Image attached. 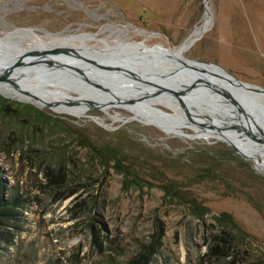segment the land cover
I'll list each match as a JSON object with an SVG mask.
<instances>
[{
  "label": "rangeland",
  "instance_id": "rangeland-1",
  "mask_svg": "<svg viewBox=\"0 0 264 264\" xmlns=\"http://www.w3.org/2000/svg\"><path fill=\"white\" fill-rule=\"evenodd\" d=\"M206 19V30L178 59L174 49ZM0 36L7 39L0 50L23 48L33 37L82 36L53 45L66 57L117 61L104 65L109 73L151 74L141 65L150 61V71L188 75L194 71L180 63L188 60L218 65L234 81L264 87V0H0ZM34 42L41 46L40 39ZM29 53L48 68L67 61L50 52ZM17 76L12 79L19 85L34 86ZM164 76L157 75L169 81ZM130 81L131 90L156 83L151 76ZM201 83L217 85L211 78ZM62 87L76 98L104 84ZM204 89L198 98L189 92L168 104L157 101L155 111L232 130L257 145V160L215 132L150 122L133 96L93 103L78 116L0 90L9 101L0 100V178L14 202L0 227V264H217L210 248L220 244L222 250L220 238L231 244L224 232L232 225L253 243L239 241L227 261L264 264V147L241 111L256 112L250 125L263 142L264 93L237 89L247 101L242 104L220 94L225 89L210 88L214 95ZM222 99L239 111L248 130Z\"/></svg>",
  "mask_w": 264,
  "mask_h": 264
},
{
  "label": "bare ground",
  "instance_id": "bare-ground-1",
  "mask_svg": "<svg viewBox=\"0 0 264 264\" xmlns=\"http://www.w3.org/2000/svg\"><path fill=\"white\" fill-rule=\"evenodd\" d=\"M208 25H209V20L208 19L204 20V22L200 26L196 27V29L193 31L191 36L181 46L174 49V54L176 57H178V59L181 58L180 56L181 53H183L184 50L188 46H191L190 44H193L197 40L200 34H203V31L206 30ZM80 37L82 36H76L74 38H70L67 36H61V37H55L53 39H49L47 41H44L40 37H33L29 43H27L26 45H23V48L22 47L17 48V49L7 48V49L0 50V62L4 61L3 63L0 64V90L9 97H13V98L16 97L21 100L32 101L42 107L51 106V107H54V109L59 112L67 111V112L76 114L78 116L86 115L89 112V110L93 107V103H97V105H100L101 103H104L107 100L117 99L118 97H120V94H123L126 96H133V97H136L135 98L136 102L138 101L142 103L141 106L143 105L144 110L141 112V114L145 116V118H147L150 122L155 121L159 123L161 126L165 128L173 129V130H178L182 125L188 124L189 122L186 120V118H183L178 113H175L174 115H165V114L160 113L159 111H155L157 109L155 106V103L157 101H162L168 104L170 99H172V97H176L177 94H183V93H189V92L192 93V95H194L196 98H198V97H201L200 95L205 94L204 93L205 87L209 88V90L210 88L218 87L220 89H225V91L220 92V94H224L227 98H229V100L230 98L234 97L235 99L239 100L242 104H245L243 101H246V100H244L241 97L238 90L246 88V90L250 92H252L250 89L259 91L258 89L247 87L242 84L235 85L237 83L229 77L228 73H226L224 69H222L220 66H216L213 64L201 63L197 61L196 63H193V61H188V60H185V63H182L180 61L183 67H186L194 71L192 74L186 75L184 73L177 74L169 70L160 71V72H155L152 70L150 71L149 70V67H151L149 66L150 61L148 63L145 61L144 64L141 63V65L144 66L143 68H146V71L147 72L149 71L151 74H143L142 72L144 71V69H142L140 73L139 71L135 72V70L134 72H127L128 74L109 73L104 65L105 64L111 65L117 61H112V60L107 61L106 60V62H103L104 65L100 64L101 61L100 62L99 61L86 62L85 60L79 57H66V54H64V52L59 51V49L57 48L58 46L55 47L53 45V42L56 43L58 41H63V40H68V39H76V38L78 39ZM34 39H40L42 41L41 46H36ZM6 40H4L2 36H0V42H5ZM57 44L58 43H56V45ZM25 49L29 50V52H38L40 53V55L44 54L45 56H49L48 54L50 52V53H53L59 60L65 61L67 59V61H65V63L63 62L56 63L53 68H48L44 66L43 64H40L41 62H39V60L37 59H34L28 51H25ZM81 52L83 54H86L87 51L81 50ZM26 59H28L29 63L35 67L33 68L27 64H24L23 61H27ZM35 63L37 64L35 65ZM145 63H147L148 65L147 67ZM190 64L195 65L199 68L194 67ZM28 69L30 71H27ZM93 73L97 75H95L94 77H91L90 74H93ZM162 73L165 74L164 77H168L170 82L164 79L161 80V78L157 77V75H160V74L162 75ZM17 75H23L27 79L29 78L33 80L35 82L34 86L33 85L31 86L29 84L30 81L26 82L22 86L21 84L19 85L20 82L18 83L12 79V77L18 78ZM130 76H131V79H134L137 77L145 78V77L151 76L156 81L155 83L156 85L155 84L149 85V86H146V88L139 89V90H131L127 88V87H131L129 85L133 84L130 81L131 79L129 81L125 80L127 77H130ZM4 77L6 79H4ZM53 77L57 79H54L53 82L52 80L48 81V79H51ZM35 78H42V80H37ZM204 78H211V79L216 80L217 85H209V84L206 85V84L201 83L204 81ZM228 78L231 81H229ZM46 80L48 82H46ZM172 81H174V83ZM39 82L40 83L45 82L46 84L48 83V86L44 87L45 90L46 89L51 90V91L58 90L59 92L58 93L55 91L45 92V90H43L44 88L43 89L41 88L39 90L38 88ZM87 82H92V83L96 82L99 84L103 83L104 88L98 91L81 90L82 91L81 94L79 95V97H76V98L65 96V93H67L68 91L62 87L63 85L69 84L70 86L81 87L83 83H87ZM162 84L164 85L162 87H159ZM165 84H170L171 86L167 88ZM176 86H181L184 88L175 89ZM259 92L263 94V92L261 91ZM54 93L60 94L61 99H58V100L55 99L57 98L56 97L57 94L55 95ZM210 93L212 95L215 94L213 89L210 90ZM222 100H223L222 105L232 110L231 112H234L236 114L235 120H238L243 125L242 119H241L242 117L239 115V111L235 109H231V106H229V104L226 105L224 102L225 100L224 99ZM239 108L241 109L240 105H239ZM175 111H177L176 106H175ZM241 111L249 122V127L252 130L251 133L257 138V139L255 138V140H257L264 147V143H263L264 141L262 142L261 140H259L260 139L259 136H261V134L258 132V130L255 131L254 129H252L250 125L252 121L255 122L253 119H255L256 112L253 113L254 111L248 108H247V111L245 109L244 110L241 109ZM187 119H190V118H187ZM190 122H192L191 123L192 125L189 123L191 126L198 128L199 130L201 129L207 132L209 131L215 132L219 136L223 138H227L228 141L232 142L238 149H240L243 153H245V155L250 156L256 160L258 159L256 157L258 153L257 145H252L251 143L249 144L248 142L245 141L244 138L237 135V133L235 135V132H232V130L222 129V128H219L217 125L215 126H205V125H200V124L197 125L195 124L196 122H194L193 120L191 121V119H190ZM243 127L246 130H248L244 125ZM240 131H243V130L241 129ZM260 164H261V168L264 171V164L262 163Z\"/></svg>",
  "mask_w": 264,
  "mask_h": 264
},
{
  "label": "trees",
  "instance_id": "trees-1",
  "mask_svg": "<svg viewBox=\"0 0 264 264\" xmlns=\"http://www.w3.org/2000/svg\"><path fill=\"white\" fill-rule=\"evenodd\" d=\"M0 100L4 104L5 103L9 104V101L4 97H1ZM6 189H7L6 185L4 184L2 179L0 178V227L7 220V216L10 214V210H12V208H14V204H13L14 202L5 197ZM226 227H228V226H226ZM224 233L229 235V237L231 239L230 240L231 244L227 245V243H226L227 241L225 239L223 240L222 238H220L219 240L225 242L224 245H222L223 249L222 250L220 249V247H221L220 244H218L215 247H211L210 251H209V256L211 258L220 259V261H218L217 264H222L224 262H227V264H234V262H235L234 259L227 261V258L229 256H232V258L234 256L235 252H233L232 249H235L236 246H238L239 241H241V240H243V241L248 240V242L251 241V244L253 243V241L249 240V238L247 237L246 234L241 233V230L237 229V227L233 226V225L230 226L229 232L225 231ZM150 250H155V252H156L157 248L155 247V244H151ZM129 264H135V261H131Z\"/></svg>",
  "mask_w": 264,
  "mask_h": 264
},
{
  "label": "water",
  "instance_id": "water-1",
  "mask_svg": "<svg viewBox=\"0 0 264 264\" xmlns=\"http://www.w3.org/2000/svg\"><path fill=\"white\" fill-rule=\"evenodd\" d=\"M201 35H202V34H200V35L198 36L197 39H199V38L201 37ZM190 45H192V44H190ZM188 47H190V46H188ZM204 63H208V62H204ZM208 64H211V63H208ZM213 65H215V64H213ZM216 66H218V65H216ZM236 81H237V82H236ZM236 81H235L236 83H240V84L245 85V86H247V87H252V88L258 89L259 91H261V92L264 93V87H262V86L252 85V84L245 83V82H242V81H239V80H236ZM255 122H256V119H255ZM256 124H257V123H256Z\"/></svg>",
  "mask_w": 264,
  "mask_h": 264
}]
</instances>
